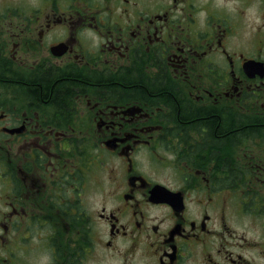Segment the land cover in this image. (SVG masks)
I'll return each instance as SVG.
<instances>
[{
  "label": "flooded vegetation",
  "instance_id": "af4514ba",
  "mask_svg": "<svg viewBox=\"0 0 264 264\" xmlns=\"http://www.w3.org/2000/svg\"><path fill=\"white\" fill-rule=\"evenodd\" d=\"M0 264H264V0H0Z\"/></svg>",
  "mask_w": 264,
  "mask_h": 264
},
{
  "label": "trees",
  "instance_id": "16d2710c",
  "mask_svg": "<svg viewBox=\"0 0 264 264\" xmlns=\"http://www.w3.org/2000/svg\"><path fill=\"white\" fill-rule=\"evenodd\" d=\"M53 87V85L51 84V82L46 84V91L48 92L51 88ZM54 88L58 89L60 88L58 84L54 85Z\"/></svg>",
  "mask_w": 264,
  "mask_h": 264
}]
</instances>
